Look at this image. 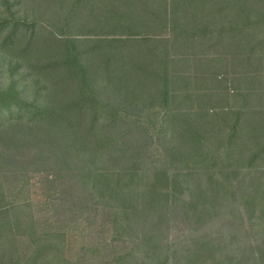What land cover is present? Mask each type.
<instances>
[{"label": "trees", "instance_id": "trees-1", "mask_svg": "<svg viewBox=\"0 0 264 264\" xmlns=\"http://www.w3.org/2000/svg\"><path fill=\"white\" fill-rule=\"evenodd\" d=\"M19 3L0 0V264H71L36 174L109 206L142 264H240L217 235L236 216L264 245V0H32L43 20ZM229 195L246 211L227 223L211 208ZM169 207L204 225L173 252Z\"/></svg>", "mask_w": 264, "mask_h": 264}, {"label": "rangeland", "instance_id": "rangeland-1", "mask_svg": "<svg viewBox=\"0 0 264 264\" xmlns=\"http://www.w3.org/2000/svg\"><path fill=\"white\" fill-rule=\"evenodd\" d=\"M13 2L16 0H12ZM18 1V0H17ZM20 14H27L28 18H38L43 20L45 16L35 15L38 11L37 5L32 3V0H19ZM53 22V21H50ZM11 54V53H6ZM14 54V53H12ZM136 130H134L135 133ZM161 148V145H158ZM135 149V146L133 147ZM199 174L197 173L194 177V182L197 186H203L196 178ZM32 188L37 189L35 196L32 197V207L36 214L43 219L46 214H55L58 216H69L70 223L66 226L63 242V254L71 264H142L143 258V246L139 240L134 243L131 239L125 241L117 240L114 238V230L110 223V207L93 205L94 203L89 200L87 195L80 192H75L73 196L64 193V189L61 188V195L58 187H54L50 182L45 179V175L36 174L31 179ZM34 189V190H35ZM39 192V193H38ZM206 192V191H205ZM228 198V199H226ZM233 196L229 195L225 197L223 201L215 204L211 211L217 216H221L224 222L229 223L230 220L225 217L228 213L238 214L246 211V207L242 201L238 199V202L233 201ZM180 210V209H178ZM185 214L182 211H173L172 208H168L166 217L168 222L164 225L161 230L166 233L165 240L163 242L169 243V250L171 252L178 250L183 244L189 245L196 237L199 238L204 229V225L201 222L197 223L192 217V212ZM189 216V217H186ZM234 218L233 227L224 225L220 227L217 232L218 237H223L227 233L226 243L229 250L241 253L234 258V262L243 264H264V257L259 255L252 256L253 250L248 244H259L264 248L262 243L263 239L252 234L242 238V226L238 216ZM218 220V219H216ZM157 217L150 216L146 219L142 218L139 220L136 232L140 235L141 230L151 231L153 228H158L156 224ZM47 223V222H45ZM197 239V238H196ZM22 253L27 251V248L22 245ZM127 251L132 252L126 261L121 263L118 261V257ZM251 254V255H249ZM171 262L170 264H174ZM176 264V263H175Z\"/></svg>", "mask_w": 264, "mask_h": 264}]
</instances>
